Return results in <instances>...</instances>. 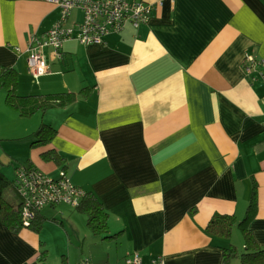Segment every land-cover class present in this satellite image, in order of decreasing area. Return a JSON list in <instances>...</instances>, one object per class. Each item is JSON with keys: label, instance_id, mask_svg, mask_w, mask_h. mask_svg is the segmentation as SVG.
<instances>
[{"label": "crops", "instance_id": "1", "mask_svg": "<svg viewBox=\"0 0 264 264\" xmlns=\"http://www.w3.org/2000/svg\"><path fill=\"white\" fill-rule=\"evenodd\" d=\"M144 1L154 5L144 24L102 43L67 40L59 54L49 47L48 71L37 76L30 40L61 11L48 0H0V71L16 68L22 95L78 93L69 106L24 118L1 89L0 145L25 146L0 150V171L13 165L16 177L32 165L57 178L62 167L43 153L60 152L71 182L102 202L111 236L95 234L86 214L62 202L41 210L39 232L0 221V264H125L134 253L144 264H222L230 242L207 226L215 214L243 220L253 197L250 228L264 247V64L249 75L244 68L247 57L264 61V0ZM75 11L81 18L72 20ZM72 14L69 27L83 19ZM43 124L55 135L34 147Z\"/></svg>", "mask_w": 264, "mask_h": 264}, {"label": "built area", "instance_id": "2", "mask_svg": "<svg viewBox=\"0 0 264 264\" xmlns=\"http://www.w3.org/2000/svg\"><path fill=\"white\" fill-rule=\"evenodd\" d=\"M48 1L58 6L61 19L44 35L34 36L30 40L28 61L37 76H42L48 71L46 53L49 47L59 54L63 43L70 39H78L86 45L102 43L106 35L121 32L127 24L134 27L144 24L154 8L153 4L144 0ZM75 9L82 11L83 19L75 24V27H69L66 24ZM258 64H264V61L247 57L244 65L247 75ZM261 75L264 78V74ZM251 82H254V78ZM14 184L24 203L23 216L26 224H29L36 211L62 202L77 207L86 196V191L74 185L65 172L54 178L32 165L21 166L16 170ZM125 264H144V261L139 253H134L126 258ZM150 264H165V261L162 257H157Z\"/></svg>", "mask_w": 264, "mask_h": 264}, {"label": "trees", "instance_id": "3", "mask_svg": "<svg viewBox=\"0 0 264 264\" xmlns=\"http://www.w3.org/2000/svg\"><path fill=\"white\" fill-rule=\"evenodd\" d=\"M18 84L19 73L16 68L11 65L2 66L0 71V90L2 89L7 92V105L16 110L24 118H30L38 112L47 114L52 109L69 106L78 97V93L76 92L22 95L18 91ZM82 91L86 93L88 90L85 88ZM55 132L56 130L52 126L43 124L36 132V135H40V138L32 142V146L49 145ZM43 158L54 161L62 167L63 172H66V158L60 152L54 149L45 151ZM10 186L15 187L14 182L10 181L0 171V221L5 223L14 232H20L23 228H31L39 232L45 221V216L42 215L41 211H36L34 217L30 219L29 224H26V219L23 216V201L13 203L5 196V191ZM76 208L79 212L88 216V226L95 234L105 239L111 237L109 236L108 225L109 214L95 194L86 192V196ZM256 208V197H253L247 213L241 221H238L235 214H215L212 217L207 226V230L211 235L220 239H230L234 226L238 223L245 239L244 250L240 252L237 246L231 245V243L223 246L224 257L222 264H232L235 258H239L241 264H264V247L257 242L250 228V222L256 214Z\"/></svg>", "mask_w": 264, "mask_h": 264}, {"label": "rangeland", "instance_id": "4", "mask_svg": "<svg viewBox=\"0 0 264 264\" xmlns=\"http://www.w3.org/2000/svg\"><path fill=\"white\" fill-rule=\"evenodd\" d=\"M81 18V13L78 12V11H75L73 14H72V20H75V19H80ZM3 94L5 95V91H2ZM0 96H2L1 94V91H0ZM1 105V103H0ZM4 108H7L4 106ZM6 109H0V117L1 118H4L6 117V113H5ZM39 117H41L42 115H38ZM45 123V122H44ZM0 130H1V135H4L5 131H6V125L4 124H1L0 125ZM34 138V137H33ZM40 138V135H36V139ZM24 143H22L21 141H13V142H6V143H3L2 145H0V150L1 151H5L7 153H11V150H14V147L18 148L19 150L23 151V148L25 145H23ZM25 154H21L22 157H26L24 156ZM26 159V158H24ZM23 158H21L19 160V163H26V161H24ZM17 163V164H19ZM7 169L9 168H5V170H3V172L5 173V175L9 178V179H13L14 176V166L11 165L10 166V170L8 171ZM8 171V172H6ZM5 196L7 197V199L11 202H19L21 201V196L19 194V192L17 191L16 187L14 186H10L9 188L6 189L5 191ZM228 241L230 243H233V245L237 246L241 251H243V247H242V243L244 241V235H243V232L239 229V227L236 225L234 227V232H233V237L231 239H228ZM58 247H60V244L58 243ZM74 257L76 259H79L80 257V250L78 248H74ZM235 264H238L237 262ZM239 264H241V260L239 259Z\"/></svg>", "mask_w": 264, "mask_h": 264}]
</instances>
